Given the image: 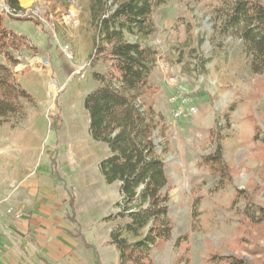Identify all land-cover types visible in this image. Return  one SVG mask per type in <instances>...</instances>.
Returning <instances> with one entry per match:
<instances>
[{
  "label": "rangeland",
  "instance_id": "obj_1",
  "mask_svg": "<svg viewBox=\"0 0 264 264\" xmlns=\"http://www.w3.org/2000/svg\"><path fill=\"white\" fill-rule=\"evenodd\" d=\"M19 2L24 13L9 15L0 0V14L20 35L18 47L8 48L20 61L13 71L37 106L26 103L21 121L0 125V264H118L110 234L129 218H108L120 211V182L107 184L100 172L109 149L92 139L84 108L96 86L88 1ZM222 6L165 0L154 13L157 31L148 42L159 49L152 81L169 128V151L161 154L174 224L172 238L151 251L155 264H228L226 256L264 264V221L245 215L248 205L264 207V73L252 72L242 39L221 29ZM0 62L7 63L3 47ZM219 146L229 171L224 187L218 167L205 163ZM39 202L52 205L71 234L28 236L21 224L27 206ZM41 250L56 261L41 263Z\"/></svg>",
  "mask_w": 264,
  "mask_h": 264
},
{
  "label": "trees",
  "instance_id": "obj_2",
  "mask_svg": "<svg viewBox=\"0 0 264 264\" xmlns=\"http://www.w3.org/2000/svg\"><path fill=\"white\" fill-rule=\"evenodd\" d=\"M87 1L95 31L91 65L96 86L86 94L84 108L92 139L105 143L109 149V155L99 164L100 172L107 184L120 182V211L108 218H129L111 231L110 243L119 252L118 264H155L150 256L152 249L161 241L170 240L174 229L169 177L161 154L169 151V128L163 113L155 108L161 87L152 81L159 49L148 42L157 31L154 13L165 0ZM223 2L221 29L232 30L242 39L252 72L264 73V2ZM5 4L9 15L25 12L19 0H5ZM18 39L20 35L4 26L0 14V47L7 59V63L0 62V125L12 118H16V123L21 121L26 103L37 106L13 71L20 61L8 48L18 47ZM101 61L104 70L98 69ZM205 163L218 167L222 177L219 187H224L229 171L220 146L216 154L205 157ZM73 201L72 196L69 202L74 204ZM199 205L200 199L196 198L193 215H197ZM247 207L245 215L251 221H264V207ZM76 234L85 246L93 247L79 230ZM39 258L50 261L41 253ZM224 259L228 264H245L231 256Z\"/></svg>",
  "mask_w": 264,
  "mask_h": 264
},
{
  "label": "crops",
  "instance_id": "obj_3",
  "mask_svg": "<svg viewBox=\"0 0 264 264\" xmlns=\"http://www.w3.org/2000/svg\"><path fill=\"white\" fill-rule=\"evenodd\" d=\"M26 185L27 184H23V189H25ZM55 190H56V185H53V191H55ZM29 205L27 206L29 212L26 214L27 216L23 220V224H21L22 228L24 229L23 231L28 236H30V235L43 236V233H45L46 237L49 235L56 237V236L63 234V232L70 233L69 230H66L63 227L61 228L59 226L58 220L56 219V216H54V212L52 211V209H53L52 205L49 204L50 205L49 206L48 204H46V206H45L44 204H42V203L40 204V202H39L38 204L35 205L34 208H31V209H29ZM49 218L54 219V220L50 221ZM43 226L47 230H43ZM77 231H78V229L76 230V232ZM38 253L44 254L50 260L56 261L55 258H53L50 253H47L44 250L38 251ZM38 257H39V255H38ZM41 263H42V261H41Z\"/></svg>",
  "mask_w": 264,
  "mask_h": 264
},
{
  "label": "built area",
  "instance_id": "obj_4",
  "mask_svg": "<svg viewBox=\"0 0 264 264\" xmlns=\"http://www.w3.org/2000/svg\"><path fill=\"white\" fill-rule=\"evenodd\" d=\"M189 110L190 111H195V108L191 107V108H189ZM183 113H184L183 109L181 107H179L178 110H177V115L181 116V115H183Z\"/></svg>",
  "mask_w": 264,
  "mask_h": 264
},
{
  "label": "bare ground",
  "instance_id": "obj_5",
  "mask_svg": "<svg viewBox=\"0 0 264 264\" xmlns=\"http://www.w3.org/2000/svg\"><path fill=\"white\" fill-rule=\"evenodd\" d=\"M21 2H22V4H24V5H30V3H31V0H21ZM54 89L56 90V86H55V84H54Z\"/></svg>",
  "mask_w": 264,
  "mask_h": 264
}]
</instances>
